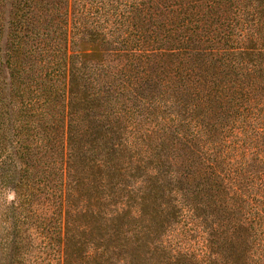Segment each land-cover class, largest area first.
Wrapping results in <instances>:
<instances>
[{
  "label": "trees",
  "instance_id": "16d2710c",
  "mask_svg": "<svg viewBox=\"0 0 264 264\" xmlns=\"http://www.w3.org/2000/svg\"><path fill=\"white\" fill-rule=\"evenodd\" d=\"M47 249L264 264V0H0V264Z\"/></svg>",
  "mask_w": 264,
  "mask_h": 264
},
{
  "label": "rangeland",
  "instance_id": "374dc122",
  "mask_svg": "<svg viewBox=\"0 0 264 264\" xmlns=\"http://www.w3.org/2000/svg\"><path fill=\"white\" fill-rule=\"evenodd\" d=\"M11 195H10V198L12 197ZM42 255H44V257H46V260H45L46 264H59V262H60L58 257L56 256V254L51 252L50 249H47L46 252Z\"/></svg>",
  "mask_w": 264,
  "mask_h": 264
}]
</instances>
